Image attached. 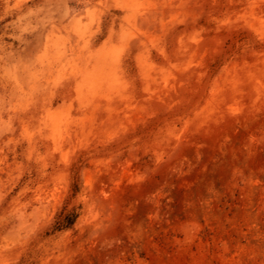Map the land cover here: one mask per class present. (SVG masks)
<instances>
[{"label":"rangeland","instance_id":"obj_1","mask_svg":"<svg viewBox=\"0 0 264 264\" xmlns=\"http://www.w3.org/2000/svg\"><path fill=\"white\" fill-rule=\"evenodd\" d=\"M0 264H264V0H0Z\"/></svg>","mask_w":264,"mask_h":264}]
</instances>
